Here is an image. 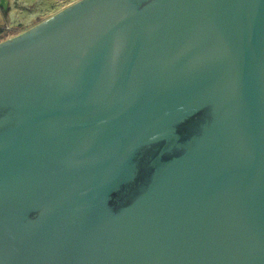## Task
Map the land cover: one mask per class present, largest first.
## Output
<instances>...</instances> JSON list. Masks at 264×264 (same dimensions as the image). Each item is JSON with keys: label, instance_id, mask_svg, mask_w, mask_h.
Masks as SVG:
<instances>
[{"label": "water", "instance_id": "water-1", "mask_svg": "<svg viewBox=\"0 0 264 264\" xmlns=\"http://www.w3.org/2000/svg\"><path fill=\"white\" fill-rule=\"evenodd\" d=\"M0 264H264V0H78L0 41Z\"/></svg>", "mask_w": 264, "mask_h": 264}, {"label": "rangeland", "instance_id": "rangeland-1", "mask_svg": "<svg viewBox=\"0 0 264 264\" xmlns=\"http://www.w3.org/2000/svg\"><path fill=\"white\" fill-rule=\"evenodd\" d=\"M76 1L78 0H1V3L9 7L8 24L16 28V32H22Z\"/></svg>", "mask_w": 264, "mask_h": 264}, {"label": "trees", "instance_id": "trees-1", "mask_svg": "<svg viewBox=\"0 0 264 264\" xmlns=\"http://www.w3.org/2000/svg\"><path fill=\"white\" fill-rule=\"evenodd\" d=\"M9 22V7L3 6L0 0V37L2 40L7 39V37L13 35H17L20 32H16V28L10 26ZM8 37V38H9ZM12 37V36H11Z\"/></svg>", "mask_w": 264, "mask_h": 264}]
</instances>
